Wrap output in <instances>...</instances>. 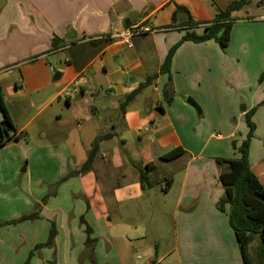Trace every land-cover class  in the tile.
Listing matches in <instances>:
<instances>
[{
  "label": "crops",
  "instance_id": "0c3cea01",
  "mask_svg": "<svg viewBox=\"0 0 264 264\" xmlns=\"http://www.w3.org/2000/svg\"><path fill=\"white\" fill-rule=\"evenodd\" d=\"M239 1L0 0V91L23 136L0 147V223L34 209L39 213L36 220L0 228V264H25L30 252L47 242L52 224L54 245L34 251L29 264H129L128 249L147 238L146 229L129 227L133 217L149 216L154 204H168L169 196L176 204L174 242L161 254L152 241L154 248L146 249L151 264H244L228 215L216 208L224 195L220 175L227 170L218 159L239 158L232 142L239 146L245 140L246 114L255 109L249 163L264 184L263 0H250L232 14L225 50L213 40L187 41L178 48L170 104L163 93L169 77L160 74L186 33H205L184 24L210 22ZM133 29L145 31L129 37ZM54 39L58 48L52 51ZM51 57H60L65 66L57 68ZM15 70L12 84L4 87V76ZM155 74L158 78L122 113L126 98ZM26 97L33 107L42 101L39 113L63 99L60 111L71 113L82 135L73 127L43 125L50 144L34 145L26 133L29 122L19 126L8 106ZM55 118L61 123L63 116L56 112ZM102 135L111 137L99 144L91 169L62 181L80 171ZM22 140L30 142L28 148ZM178 148L181 156L161 159ZM147 164L155 168L147 171L149 185H144L138 167ZM154 187L168 195L157 200ZM87 226L92 248L86 245ZM255 246L257 240L249 245L253 256Z\"/></svg>",
  "mask_w": 264,
  "mask_h": 264
},
{
  "label": "trees",
  "instance_id": "16d2710c",
  "mask_svg": "<svg viewBox=\"0 0 264 264\" xmlns=\"http://www.w3.org/2000/svg\"><path fill=\"white\" fill-rule=\"evenodd\" d=\"M250 0H240L239 2L232 3L226 10L219 11L216 17L210 22L196 23L189 20L184 26L189 28H204L205 33L197 35L194 31L186 33L182 40L176 44L168 53L163 65L160 69V74H166L169 79L164 88V100L166 104L172 103L174 99V89L171 79V65L175 52L184 42L204 43L210 40L215 41L221 49L225 50L231 37L232 26L235 19L232 14L241 10L244 6L249 4ZM184 10L183 7H178L177 11ZM177 11L172 17V21L176 23ZM188 13V11H187ZM191 18V17H190ZM58 48L57 39L52 42V51ZM159 74H155L148 77L146 81L140 85V88L130 94L126 100L121 104L120 110L125 112L126 106L131 102L136 95L145 87L152 84ZM0 112L2 119H0V147L5 145L11 140L20 141L22 135L18 133L6 107L3 95L0 91ZM255 113V109L249 111L246 114V124L248 127V134L243 142L238 146L236 141L232 142L233 148L237 151L238 159H218L221 164L227 165V170L222 172L220 180L224 188V195L220 201L216 204V208L223 213H226L229 218V224L234 231L236 240L240 246V251L244 264H254L250 254L249 245L252 241L257 240V246L255 249V255L261 264H264V184L260 180L259 176L252 170L249 163V151L250 143L254 137L255 124L252 122V117ZM111 136L102 135L99 136L92 145V149L89 152L86 162L78 172H74L63 178L62 181L69 177L79 175L89 171L92 167L95 155L98 151L99 144ZM181 148L173 149L167 154L163 155L161 159L172 160L183 154ZM138 167V166H137ZM153 164H147L146 167L140 170L141 182L144 185H149L147 171L154 169ZM39 218L38 210L34 209L33 212L23 214L20 218L8 222L0 223V228L5 225H14L26 221H33ZM82 224H85L83 218L80 219ZM86 245L92 248L94 240L90 238L92 233L91 229L86 227ZM57 235L55 226L52 224L49 232V237L46 243L37 245L34 250L29 254L28 260L25 264H29L31 257L34 255V251L45 247H52L54 245V239ZM52 264H55L52 262ZM154 264H156L154 262Z\"/></svg>",
  "mask_w": 264,
  "mask_h": 264
},
{
  "label": "rangeland",
  "instance_id": "374dc122",
  "mask_svg": "<svg viewBox=\"0 0 264 264\" xmlns=\"http://www.w3.org/2000/svg\"><path fill=\"white\" fill-rule=\"evenodd\" d=\"M258 0H253V4ZM255 6V5H254ZM251 8V7H250ZM60 57H51L50 61L58 68V67H64L65 64L62 62V64L59 61ZM62 58V57H61ZM9 70H3L1 73L6 74ZM17 70L14 71V75L7 76L5 75L2 83L3 86H9L12 84L14 77L17 75ZM68 93H66L67 96ZM4 101L7 102V96H3ZM65 101L62 99V101L56 102L52 107H48L44 110H42L41 113L39 111L42 109V101L38 102L37 105L34 107L31 106V98H18L8 101V106L13 113L14 119L16 123L21 126L25 125L28 122V126L26 129V133L30 135L32 134V140L33 144H50L49 138H44L43 134L45 130H42L41 127L43 125L48 126L49 129L52 128V130H55L57 127L62 126L65 129H68L69 127H73V116L71 113L67 110H64L62 113L60 111L61 107H64ZM199 106V105H198ZM200 107V106H199ZM242 105L238 107V110H242ZM201 109V108H200ZM61 113L63 116V119L61 120V123L58 122V120L55 118V113ZM198 112V111H197ZM39 113V114H38ZM38 114V115H37ZM104 114V113H103ZM37 115V116H36ZM106 115V114H104ZM36 116L35 118H33ZM0 119H2V115H0ZM33 119V120H32ZM59 124V125H57ZM18 127V126H17ZM108 132H111L110 128L107 129ZM219 133H222L221 130H215ZM73 132L77 134L78 136H81L82 133H80L77 130V127H73ZM23 146L28 148L27 145L30 144V142H21ZM114 144V143H113ZM119 147V145H118ZM120 149V147L118 148ZM23 169V168H22ZM167 183L163 184V188H166ZM152 194H155L154 198L159 200L161 197H166L168 193L165 194V191L161 192L160 187H154L151 189ZM170 196L168 197V204H154V207L150 209V215L145 216H138L133 217L134 224L129 225V227L135 228L136 226L140 229H146L147 238L145 240H142L139 242L140 244L134 242L133 245L128 249L129 253V264L132 262H135L137 259L138 264H151V260L149 256H147L146 249L150 244L154 243L152 241L155 240L156 243H158L160 246H158L156 249L159 253L164 254L165 251H167L174 242V222H173V215L175 211V205L172 204V199L170 202ZM158 206V207H157ZM161 208V210L159 209ZM136 223V224H135ZM149 244V245H148ZM255 244V243H254ZM153 245V244H152ZM150 246L154 248V246ZM256 247V246H255ZM254 247V251L255 248ZM126 250V249H125ZM127 253V256H128ZM255 256V255H254ZM253 253H250V257L255 263L256 258H254ZM162 264V263H159Z\"/></svg>",
  "mask_w": 264,
  "mask_h": 264
},
{
  "label": "water",
  "instance_id": "95a60500",
  "mask_svg": "<svg viewBox=\"0 0 264 264\" xmlns=\"http://www.w3.org/2000/svg\"><path fill=\"white\" fill-rule=\"evenodd\" d=\"M100 85H102L103 87H106V84L104 83V84H102L101 83V81H99V80H96ZM264 82V73L261 75V77H260V83L262 84ZM188 103L193 107V108H195L197 111H198V113L200 114L201 113V111H200V108H199V106L193 101V100H188ZM243 111H245V108H243Z\"/></svg>",
  "mask_w": 264,
  "mask_h": 264
},
{
  "label": "built area",
  "instance_id": "2783aa9c",
  "mask_svg": "<svg viewBox=\"0 0 264 264\" xmlns=\"http://www.w3.org/2000/svg\"><path fill=\"white\" fill-rule=\"evenodd\" d=\"M262 5H263V7H264V0L262 1ZM143 31H145V30H143ZM142 31V29H139V30H137V29H133V30H131V31H129V33H128V36L129 37H132V36H135V35H137V34H140V33H142L143 32ZM128 43V45L131 47L132 46V44L130 43V42H127ZM81 82H82V80L80 81V82H78V84H76V85H81Z\"/></svg>",
  "mask_w": 264,
  "mask_h": 264
}]
</instances>
